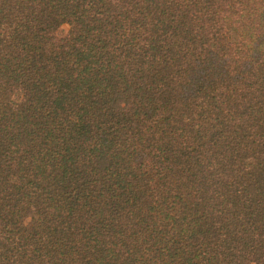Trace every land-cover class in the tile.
<instances>
[{
	"label": "trees",
	"instance_id": "obj_1",
	"mask_svg": "<svg viewBox=\"0 0 264 264\" xmlns=\"http://www.w3.org/2000/svg\"><path fill=\"white\" fill-rule=\"evenodd\" d=\"M0 264H264V0H0Z\"/></svg>",
	"mask_w": 264,
	"mask_h": 264
},
{
	"label": "rangeland",
	"instance_id": "obj_2",
	"mask_svg": "<svg viewBox=\"0 0 264 264\" xmlns=\"http://www.w3.org/2000/svg\"><path fill=\"white\" fill-rule=\"evenodd\" d=\"M69 30V26L68 25H64L60 28V31H59V35L60 36H65L67 34Z\"/></svg>",
	"mask_w": 264,
	"mask_h": 264
}]
</instances>
